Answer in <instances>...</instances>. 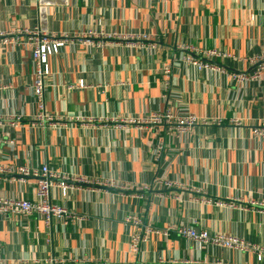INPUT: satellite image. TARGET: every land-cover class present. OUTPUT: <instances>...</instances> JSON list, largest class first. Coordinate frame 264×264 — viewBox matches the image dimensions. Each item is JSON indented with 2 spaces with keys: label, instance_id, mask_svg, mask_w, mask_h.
<instances>
[{
  "label": "crops",
  "instance_id": "1",
  "mask_svg": "<svg viewBox=\"0 0 264 264\" xmlns=\"http://www.w3.org/2000/svg\"><path fill=\"white\" fill-rule=\"evenodd\" d=\"M35 28L95 36L48 60L45 110L62 119L54 126L33 122L23 40L0 49V164L47 166L87 184L50 192L77 222L0 216V264H258L252 251L199 247L176 230L264 246V140L252 136L264 120V72L230 77H249L264 53V0H0V33ZM187 47L233 59L198 70L181 61ZM165 110L220 124L166 135L130 123ZM35 183L0 175V198L34 202Z\"/></svg>",
  "mask_w": 264,
  "mask_h": 264
},
{
  "label": "built area",
  "instance_id": "2",
  "mask_svg": "<svg viewBox=\"0 0 264 264\" xmlns=\"http://www.w3.org/2000/svg\"><path fill=\"white\" fill-rule=\"evenodd\" d=\"M95 33L88 31L80 37H71L68 35L53 36L44 31L38 30H16L11 32L0 33V49L7 46L17 45L20 43V38L23 40V45L29 53L30 62L33 71V80L30 85V90L34 97L38 113L33 118L34 123H38L40 126L48 124V126H54L56 123L62 121L61 118H53L48 115L45 110V90L47 78L49 76V58L58 55L61 50L67 45H76L78 43L82 46H92ZM97 46H99L97 44ZM188 52L187 55H182L181 61L196 67L198 70L213 69L212 64L217 58L233 59L226 53L218 50L199 51L190 47L185 48ZM253 69L251 75L245 76L242 74H232L231 79L241 84L247 80L258 81L261 73L264 72V53L259 57H253L249 62ZM170 72L165 69V74ZM79 87H82L80 84ZM18 118H11V126H16ZM130 123L144 125L149 129L160 128L166 135H185L195 126L220 124V121L214 122V120H199L193 115L173 113L171 110H165L164 112H153L148 117L141 120H130ZM233 123H236L234 121ZM252 136L256 140H264V120L254 125L252 129ZM7 145L12 148L13 142H8ZM157 151H161V147L157 148ZM15 173L23 180L27 178H34L35 183V197L34 202L3 197L0 198V216L5 218H29L38 217L45 225L50 226L53 221H58L62 225L68 223L77 222L80 218H77L65 207H61L52 204L50 199V192L52 188H60L62 195L65 196L68 189L72 185L69 183L87 184L86 181L81 179L68 178L65 176L59 177L50 171L47 166H41L39 168H30L25 165L19 166L15 171H12L9 167L0 164V175H9ZM60 179V180H59ZM55 181H59L55 183ZM159 184L163 185L164 189H170L174 184L172 182H164L159 179ZM257 203V202H256ZM255 203V204H256ZM264 206V202L257 203ZM133 222L137 223L135 219ZM177 234L187 240L193 242L199 247L208 245L220 246L226 249L237 250L240 252L252 251L255 254L256 262L258 264H264V246H253L245 243L237 237L224 236L221 234L210 235L206 231H196L194 229L178 228ZM152 233V230L147 228L142 235L136 236L133 240V247L137 250V245L141 240H145L148 234ZM45 264H63L62 262H56L55 260H49Z\"/></svg>",
  "mask_w": 264,
  "mask_h": 264
}]
</instances>
